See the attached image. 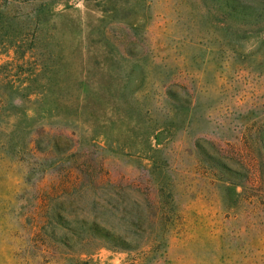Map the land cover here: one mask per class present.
I'll return each mask as SVG.
<instances>
[{
    "label": "rangeland",
    "instance_id": "rangeland-1",
    "mask_svg": "<svg viewBox=\"0 0 264 264\" xmlns=\"http://www.w3.org/2000/svg\"><path fill=\"white\" fill-rule=\"evenodd\" d=\"M251 171L264 0H0V264H264Z\"/></svg>",
    "mask_w": 264,
    "mask_h": 264
},
{
    "label": "trees",
    "instance_id": "trees-1",
    "mask_svg": "<svg viewBox=\"0 0 264 264\" xmlns=\"http://www.w3.org/2000/svg\"><path fill=\"white\" fill-rule=\"evenodd\" d=\"M250 176H252V177H250ZM251 178H253V179H251ZM248 179L249 180H246V182L248 181V184L249 183H251V182H253V181H255V182H262V181H264V178H263V176L260 174V176H258L257 174H255L254 172H249V175H248ZM126 237H121V240H122V243H126L127 241H126Z\"/></svg>",
    "mask_w": 264,
    "mask_h": 264
}]
</instances>
